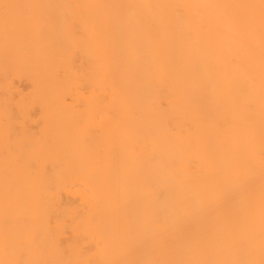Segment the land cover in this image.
Wrapping results in <instances>:
<instances>
[{"label": "bare ground", "instance_id": "bare-ground-1", "mask_svg": "<svg viewBox=\"0 0 264 264\" xmlns=\"http://www.w3.org/2000/svg\"><path fill=\"white\" fill-rule=\"evenodd\" d=\"M0 264H264V0H0Z\"/></svg>", "mask_w": 264, "mask_h": 264}]
</instances>
